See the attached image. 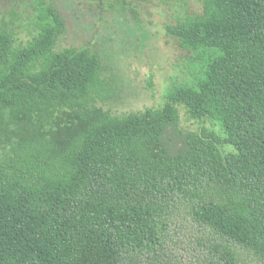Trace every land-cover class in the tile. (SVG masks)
I'll return each instance as SVG.
<instances>
[{"label":"trees","instance_id":"trees-1","mask_svg":"<svg viewBox=\"0 0 264 264\" xmlns=\"http://www.w3.org/2000/svg\"><path fill=\"white\" fill-rule=\"evenodd\" d=\"M64 31L51 4L0 27V264H264V0L169 27L189 81L123 116Z\"/></svg>","mask_w":264,"mask_h":264},{"label":"rangeland","instance_id":"rangeland-1","mask_svg":"<svg viewBox=\"0 0 264 264\" xmlns=\"http://www.w3.org/2000/svg\"><path fill=\"white\" fill-rule=\"evenodd\" d=\"M38 4H51L64 21L56 51L99 53L101 77L113 89L103 107L112 115L157 107L169 88L189 81L192 56L168 28L201 16L203 0H0V27L25 38ZM181 117L186 127L200 125L186 121L183 109Z\"/></svg>","mask_w":264,"mask_h":264}]
</instances>
